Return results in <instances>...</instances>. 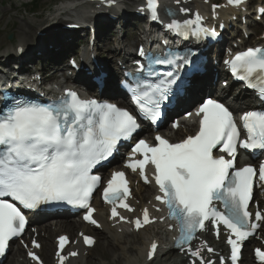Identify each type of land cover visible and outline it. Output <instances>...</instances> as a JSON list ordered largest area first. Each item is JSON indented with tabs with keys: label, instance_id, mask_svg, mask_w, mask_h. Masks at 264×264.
Returning a JSON list of instances; mask_svg holds the SVG:
<instances>
[{
	"label": "snow or ice",
	"instance_id": "obj_1",
	"mask_svg": "<svg viewBox=\"0 0 264 264\" xmlns=\"http://www.w3.org/2000/svg\"><path fill=\"white\" fill-rule=\"evenodd\" d=\"M245 2L227 0L228 5L236 7ZM146 4L151 18L159 20L158 0H146ZM259 11L264 15V8ZM166 27L184 38L216 35L214 30L203 26L199 13L183 23L173 20ZM138 55L144 62H134L136 70L127 73L130 79L125 87L131 93L138 115L155 122L174 86L184 83L181 73L192 61L189 55L170 49L157 55L141 47ZM225 63L249 87L256 88L259 82L258 91L264 96V48H248ZM161 66L166 70L162 71ZM194 71L195 68L188 69L189 73ZM196 115L200 119L195 135L176 143L160 135L155 136V144L140 139L132 147L126 167L133 172L139 169L145 183H151L146 168L152 166V179L161 193L155 199L167 206L169 216L179 225L178 247L188 245L191 254L200 257L199 264H213L203 259L200 249L193 250L190 246L196 233L204 230L209 222L217 237L221 228L228 233L231 264H237L243 242L264 224V212H253L249 207L254 200L255 182L264 187V163L258 167L236 168L235 162L240 148L264 151V111H245L237 119L223 103L208 99ZM140 127L137 115L128 109L81 98L70 89L58 101L38 104L13 99L10 106L0 109V256L5 255L10 241L25 231L28 221L20 206L31 210L49 202H66L85 209L84 219L97 224L91 200L102 185V177L93 174V169L112 156L117 145L131 139ZM129 195L125 172H113L102 193L103 200L113 206V219L127 221L117 207L134 211L127 203ZM155 219L144 209L142 219L137 217L129 222L139 230ZM83 241L89 246L95 243L87 235ZM68 242L67 236L59 237L60 252ZM32 245L41 247L35 240ZM157 250V243L152 242L148 258ZM207 251L214 252V249L207 247ZM28 255L34 261L40 260L34 252ZM58 255L59 264H64L68 256ZM68 255L78 253L73 251ZM255 256L264 262V250L256 248Z\"/></svg>",
	"mask_w": 264,
	"mask_h": 264
},
{
	"label": "bare ground",
	"instance_id": "obj_2",
	"mask_svg": "<svg viewBox=\"0 0 264 264\" xmlns=\"http://www.w3.org/2000/svg\"><path fill=\"white\" fill-rule=\"evenodd\" d=\"M165 2H167V0H164ZM87 5V4H85ZM85 5L81 4V5H77V4H74V5H65L62 7V9L58 10L57 12L54 13V15H49L48 17H46L44 20H48L49 19V22H53L55 20V17L57 15H59L60 13H63L65 11H75V12H78V13H81L82 17L83 18H87L88 17V8L85 7ZM194 5L197 6V7H200V3L198 2V0H195L194 2ZM130 17H132V14L129 15ZM92 19V18H91ZM93 20V19H92ZM44 23H48V21L44 22ZM114 26V27H113ZM110 30H109V33L107 34V36H111V35H114L115 32L114 30L116 29V23L113 22L109 25ZM161 32V30H160ZM162 32H163V29H162ZM115 36V35H114ZM59 39V37L57 35H53L51 36L50 40H53V41H57ZM28 42V41H26ZM29 47V45H27ZM205 56V55H204ZM33 57V54L27 58V60L25 62H28L32 59ZM5 82H9L8 79H5L4 80ZM108 84H111L110 82H108ZM212 89V88H210ZM192 126V124H191ZM190 127V126H189ZM175 135V133H174ZM184 137V136H183ZM177 139H180V138H177ZM129 144V143H128ZM152 192V190H147L145 191L144 190V194L142 193L141 194V197L146 195L147 194H150ZM99 215V218L101 219L102 221V225L104 227V232L106 231L107 233H109L113 239L110 240V239H103V241H101V245H102V255H101V258L103 260H106L105 257H108L112 254H110L113 249L115 248H118L121 252V259H117V261H115L114 264H139V259L138 257L140 256L141 258V261L143 264H147L146 263V256H147V250H148V247H149V244L151 243V241L155 238H157V236H155V232L154 230H151V229H147L146 231L144 232H141L139 233L138 235L137 234H134L133 235H136L135 237V241L133 244H131V248H127V244H126V241L127 239H129L130 237L129 234H128V231L129 229H126V228H123V227H120V228H116L117 226H120V225H116L114 224L113 222H110L108 219L106 220V218L103 217L102 213L98 214ZM61 226H60V230L59 232L62 230V229H66L67 228V232H71L72 229H75L76 228V224L77 223H72L71 225H65L63 226L65 223H59ZM51 226V225H50ZM81 227H83L84 229H88L86 226H83V225H80ZM119 229H122V234L119 233ZM158 229H161L158 228ZM50 231H52V228L51 227H47L46 228V233H50ZM72 234V232H71ZM144 236L148 237V239L146 240L144 238ZM51 236L48 237V239L45 241V250H43L46 254V259L48 261V263H51V260L50 258L48 257V253H49V249L51 248V245H52V240H50ZM101 238H104V237H101ZM74 239V238H73ZM163 248H162V251L161 253H163V259L165 260V264H173V262L171 261V256L173 254H175V252L172 251L171 249V245L167 242H163ZM19 251H17L18 253ZM87 251H82L81 252V255L80 257L78 258L79 260H82L84 259L85 255H86ZM78 259H75V260H72L70 264H73V263H76V261ZM90 256L88 255L87 256V263L88 264H97L96 262H94V257H92V259H90ZM185 261L186 259H184L183 257L181 258V262L180 264H185ZM248 263L247 264H252V262H250L248 259L246 260Z\"/></svg>",
	"mask_w": 264,
	"mask_h": 264
},
{
	"label": "rangeland",
	"instance_id": "obj_3",
	"mask_svg": "<svg viewBox=\"0 0 264 264\" xmlns=\"http://www.w3.org/2000/svg\"><path fill=\"white\" fill-rule=\"evenodd\" d=\"M27 1L28 0H0V56L2 57L5 55L3 49L5 46H10L13 42L22 41L24 40V38L28 40V37H30L31 41V36L33 35V33L35 37V31L37 28L34 24H32V22L31 25H29V20L34 21L36 25H40L48 21L50 26L55 22H49V19H44L49 15H54V13L60 7L58 2H61V4H63L66 2H81L82 0H40L38 5L34 9L29 6L21 7V4ZM127 1H130L131 3L128 4L129 2H126V4L129 5L128 7H132V3L134 2V0ZM262 27L263 26H261V28ZM126 31H128V28ZM130 32L131 30H129V33ZM10 35L13 36L12 40H9ZM35 62L36 60H33L31 62V65L34 66ZM76 231L77 230L74 231L73 236L76 234ZM106 237L108 238L109 236L107 235ZM131 241L134 242V239H131ZM121 252L122 251H120L118 248H114L110 253L113 254L105 257L106 260H103L101 258V255L103 253L102 245L99 243L95 251H92L91 253L94 254L93 260L97 264H114L117 259H121Z\"/></svg>",
	"mask_w": 264,
	"mask_h": 264
}]
</instances>
